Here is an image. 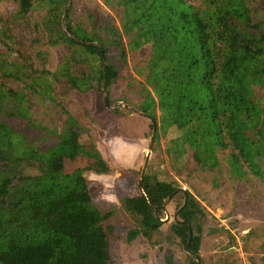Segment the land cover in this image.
Segmentation results:
<instances>
[{
    "label": "trees",
    "instance_id": "16d2710c",
    "mask_svg": "<svg viewBox=\"0 0 264 264\" xmlns=\"http://www.w3.org/2000/svg\"><path fill=\"white\" fill-rule=\"evenodd\" d=\"M29 2L21 0L22 12ZM35 2L47 45L65 52L56 70L42 55L43 71L32 80L2 62L0 264H112L100 232L119 207L100 209L84 173L60 176L55 159L79 141L78 111L87 106L78 97L108 92L107 105L121 66L143 78L138 108L152 130L156 122L155 142L172 126L183 130L168 146L173 159L189 154L215 189L264 176V20L253 17L255 0H93L81 12L78 0ZM86 59L98 62L88 75L75 65ZM31 166L41 173L24 174ZM179 190L147 167L138 193L121 200L137 222L129 241L156 233ZM204 215L199 205L184 208L172 224L190 251L200 250Z\"/></svg>",
    "mask_w": 264,
    "mask_h": 264
},
{
    "label": "rangeland",
    "instance_id": "374dc122",
    "mask_svg": "<svg viewBox=\"0 0 264 264\" xmlns=\"http://www.w3.org/2000/svg\"><path fill=\"white\" fill-rule=\"evenodd\" d=\"M35 1L30 0L24 12L21 0L0 2V34L7 21L11 36L8 39L0 36V84L8 67L2 64L3 60L32 80L43 71L42 55L49 68L56 70L65 52L47 45ZM92 1L78 0L77 11L81 12L84 3L93 5ZM95 1L102 4L101 0ZM251 9L256 21L264 20V0H255ZM66 22L64 18L65 30ZM77 57L83 59L80 53ZM96 63L86 59L84 64L75 65L88 75ZM142 79L133 70L121 66L109 105L103 102L102 97L109 96L104 90V94L95 91L93 96L78 97L77 100L87 106L78 111L82 122L79 141L72 151L61 153L55 159L60 176L84 173L89 193L100 209L119 207L100 232L109 242L112 264H264V176L257 177L254 184L239 182L234 188L228 181L215 189L209 175L196 172V163L189 154L173 159L168 154V146L183 135V130L172 126L155 142L152 120L143 116L138 108L144 98ZM64 84L65 81L58 83L56 88ZM19 85L23 84L15 82L13 87ZM263 93H259V98L264 106ZM124 98L130 102L126 103ZM115 108L117 112L113 111ZM86 111L90 118L85 116ZM148 166L160 174L163 184L174 182L181 190L165 202L163 223L156 233L129 241L128 235L137 222L122 209L121 200L138 193L142 174ZM23 171L30 176L41 173L33 166L24 167ZM196 205L205 212L200 232H197L201 238L198 252L190 251L184 239L172 230V224L180 221L177 213ZM195 214L199 216L196 211Z\"/></svg>",
    "mask_w": 264,
    "mask_h": 264
},
{
    "label": "water",
    "instance_id": "95a60500",
    "mask_svg": "<svg viewBox=\"0 0 264 264\" xmlns=\"http://www.w3.org/2000/svg\"><path fill=\"white\" fill-rule=\"evenodd\" d=\"M106 101H107V104L109 105V101H108V97H107V99H106ZM156 130H157V124H156V122L154 121V130H153V136H152V138H155V133H156ZM145 171V167H143V172ZM143 175H144V173L142 174V177H143ZM140 184H142V183H140ZM190 248V247H189Z\"/></svg>",
    "mask_w": 264,
    "mask_h": 264
}]
</instances>
